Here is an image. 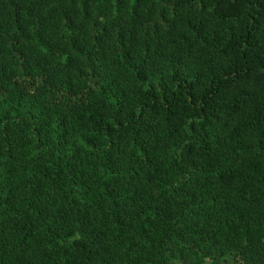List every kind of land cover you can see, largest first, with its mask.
<instances>
[{
	"label": "trees",
	"instance_id": "16d2710c",
	"mask_svg": "<svg viewBox=\"0 0 264 264\" xmlns=\"http://www.w3.org/2000/svg\"><path fill=\"white\" fill-rule=\"evenodd\" d=\"M0 264H264V0H0Z\"/></svg>",
	"mask_w": 264,
	"mask_h": 264
}]
</instances>
